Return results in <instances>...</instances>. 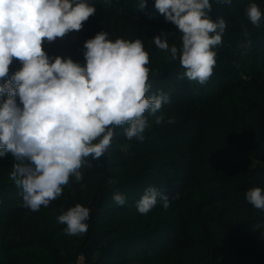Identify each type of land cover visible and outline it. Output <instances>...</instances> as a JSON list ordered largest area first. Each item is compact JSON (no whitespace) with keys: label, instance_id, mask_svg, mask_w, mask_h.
Instances as JSON below:
<instances>
[{"label":"trees","instance_id":"1","mask_svg":"<svg viewBox=\"0 0 264 264\" xmlns=\"http://www.w3.org/2000/svg\"><path fill=\"white\" fill-rule=\"evenodd\" d=\"M86 2L96 12L76 31L74 61L85 63L84 42L101 31L113 41L141 39L150 57L148 94L169 96L159 113L164 122L149 118L143 142L124 136L128 125L117 128L99 161L86 158L83 180L70 177L62 195L38 212L22 207V189L10 179L11 153L0 158V264H264V211L245 199L247 190L264 189V22L255 29L244 15L250 2L264 12V0H210L211 18L227 27L203 85L179 79V62L168 63L153 43L161 32H175L170 45L181 43L155 0L144 9L139 0ZM241 24L251 32L247 48L240 46ZM21 67L14 58L0 84ZM149 187L167 195L170 206L158 201L142 215L136 203ZM117 192L124 205L113 200ZM76 204L90 209L89 227L69 236L56 218Z\"/></svg>","mask_w":264,"mask_h":264},{"label":"clouds","instance_id":"2","mask_svg":"<svg viewBox=\"0 0 264 264\" xmlns=\"http://www.w3.org/2000/svg\"><path fill=\"white\" fill-rule=\"evenodd\" d=\"M217 2L230 5L232 0ZM146 6L147 0H139V9ZM154 7L175 25L181 43L170 45L175 32H161L153 43L168 63L179 62L184 69L179 79L205 84L216 66L214 49L222 44L226 21L211 18L210 0H155ZM95 12L86 0H0V79L8 76L14 58L22 65L0 84V97L7 94L0 102V158L11 153L15 162L10 179L22 189V207L32 212L59 198L70 177L81 182L86 158L99 161L117 128L128 125L124 136L143 142L152 127L149 118L156 125L164 122L159 113L169 96L162 91L148 94L150 57L141 39L113 41L107 32H98L84 42L83 65L45 52V41L80 31ZM244 15L255 29L264 22L255 2L246 6ZM241 36L240 46L250 47L247 24H241ZM167 122L173 124L175 118ZM245 199L264 211L261 187L247 190ZM113 200L126 202L118 192ZM158 201L165 209L170 206L167 195L149 187L137 201V211L146 215ZM89 218L90 209L76 204L56 219L66 226V235L77 236L88 231Z\"/></svg>","mask_w":264,"mask_h":264},{"label":"rangeland","instance_id":"3","mask_svg":"<svg viewBox=\"0 0 264 264\" xmlns=\"http://www.w3.org/2000/svg\"><path fill=\"white\" fill-rule=\"evenodd\" d=\"M76 31L70 32L63 38H57L52 43H46L47 51L50 57H70L73 61L75 60L76 54L73 50V39Z\"/></svg>","mask_w":264,"mask_h":264}]
</instances>
